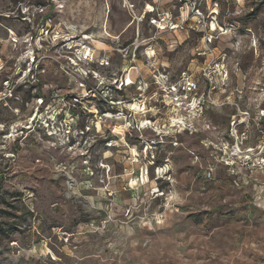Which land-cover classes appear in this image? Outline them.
I'll use <instances>...</instances> for the list:
<instances>
[{
    "label": "rangeland",
    "instance_id": "obj_1",
    "mask_svg": "<svg viewBox=\"0 0 264 264\" xmlns=\"http://www.w3.org/2000/svg\"><path fill=\"white\" fill-rule=\"evenodd\" d=\"M262 110L264 0H0V264H264Z\"/></svg>",
    "mask_w": 264,
    "mask_h": 264
},
{
    "label": "built area",
    "instance_id": "obj_2",
    "mask_svg": "<svg viewBox=\"0 0 264 264\" xmlns=\"http://www.w3.org/2000/svg\"><path fill=\"white\" fill-rule=\"evenodd\" d=\"M153 24H160L161 27H160V30H176L179 26L177 23L173 22L172 20V16L171 15H168L167 13L163 15V17L161 18H158L156 20H153ZM213 32L215 30H212ZM185 90L186 91H192V90H195V85L193 82L191 81H186L185 82ZM5 100V99H4ZM3 101V99H2ZM1 101V102H2ZM260 116L262 119H264V110H262L260 112ZM237 123H241V121H235L233 120L232 121V124L233 126L236 125ZM236 135V133H235ZM234 138L237 139L236 136H234ZM264 140V138L262 139ZM260 140V142L257 144L256 148L254 149L253 147L252 148H246L243 152H242V155L244 156L242 158V161H240L241 163L243 162L244 166L246 167H255L256 169H260V170H264V141ZM236 149H238V146L236 145ZM254 152V153H253ZM252 154H258V156H254L253 158V161H254V164L252 165ZM208 178L211 176V172L209 171L208 174H207Z\"/></svg>",
    "mask_w": 264,
    "mask_h": 264
},
{
    "label": "bare ground",
    "instance_id": "obj_3",
    "mask_svg": "<svg viewBox=\"0 0 264 264\" xmlns=\"http://www.w3.org/2000/svg\"><path fill=\"white\" fill-rule=\"evenodd\" d=\"M210 27H211V30H214L215 29V24H211L210 25ZM192 105V104H191ZM195 105V104H194ZM130 108H132L133 110H137V111H141V106L140 105H137V104H131L130 106H129ZM191 108V107H190ZM187 112V111H186ZM145 124H147V122L145 123ZM100 127V126H99ZM142 179V178H141ZM147 182V181H146ZM130 183V182H129ZM133 183V182H132Z\"/></svg>",
    "mask_w": 264,
    "mask_h": 264
}]
</instances>
